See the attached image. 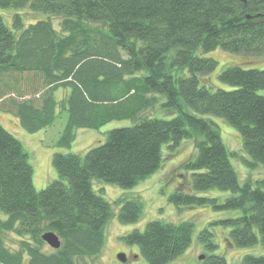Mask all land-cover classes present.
Segmentation results:
<instances>
[{"label": "trees", "instance_id": "trees-1", "mask_svg": "<svg viewBox=\"0 0 264 264\" xmlns=\"http://www.w3.org/2000/svg\"><path fill=\"white\" fill-rule=\"evenodd\" d=\"M27 7L46 18L25 26L15 15L10 29L0 15V110L31 134L65 115L59 149H69L79 129L133 125L109 131L84 155L54 153L57 176L36 191L28 153L0 124V264H94L113 206L122 224L138 222L144 206L134 196L110 204L93 182L136 187L160 169L164 147L171 154L184 141L194 148L182 168L194 194L172 191L168 201L239 211L219 221L230 228L226 244L258 246L263 254L264 68L227 67L218 79L230 89L213 90L204 80L218 62L203 55H264V0H0V9ZM158 110L162 116L149 115ZM204 116L237 130L243 162L258 177L240 185L230 161L236 154ZM211 190L231 195L198 196ZM47 232L58 237L59 249L42 240ZM192 233L191 221L155 220L121 239L137 246L146 264H169ZM212 236L208 228L200 232L206 254L196 264H227L214 254ZM241 264H264V255H245Z\"/></svg>", "mask_w": 264, "mask_h": 264}, {"label": "rangeland", "instance_id": "rangeland-1", "mask_svg": "<svg viewBox=\"0 0 264 264\" xmlns=\"http://www.w3.org/2000/svg\"><path fill=\"white\" fill-rule=\"evenodd\" d=\"M0 15L10 29H13L11 24L13 16L15 15H20L25 26L32 24L33 21L39 18L41 19V17L46 18L45 14L34 13L30 11L29 7L18 10L0 9ZM51 22L57 30V24H55L53 19ZM203 56L211 57L218 62L214 72L209 75L208 79H206L207 81L204 80V83L212 86L211 88L213 90L230 89L227 84L220 82L218 79L219 73L227 67L264 68V55L250 56L215 50ZM60 97L58 96V98ZM158 113L159 117L162 116L159 110L150 112L149 115L155 116ZM204 117L217 124L223 144L228 151L236 154L235 157L230 158V161L238 175L240 185H243L254 171H251L243 162V160L248 159L242 153V140L237 130L222 119L213 116ZM65 122L66 116L63 115L52 127L31 134L20 127L18 120L13 115L0 110V124L21 142L24 150L29 155V162L33 168V185L36 191L43 190L47 186V183L57 176L51 162L54 153L61 152L63 154L74 153L84 155L89 149L96 146L98 142H104L109 131L133 125L132 121L124 120L110 122L97 131L79 129L75 132V141L71 147L69 149H59L55 146V142ZM163 149L164 160L160 169L152 176L141 181L136 187L122 189L103 181L93 182L94 191L102 195L110 204H113L115 200L121 197L134 196L141 198L144 206L139 221L129 224H122L118 220V207L113 206L114 216L105 229V244L99 257L94 261V264H146L140 258L141 256L138 258V254L140 255L138 247L125 244L121 238L133 231H143L148 222L155 220L173 224L184 221H191L193 223V233L189 247L169 264H196L199 262L198 257L206 254L203 244L199 240V234L204 228H208L213 234L212 240L216 245L214 254L225 257L227 264H241V260L245 255H264V253L261 254V248L258 246L244 249L226 244L225 238L228 236L230 228L221 225L219 221L237 217L241 214L239 211H216L211 207L176 206L168 201V197L172 191L187 192L189 190L187 183L188 173L184 172L182 168L193 157L194 148L191 141H184L179 144V147L174 153L168 154L167 148L164 147ZM261 172L264 173V168L261 169ZM258 176L257 171L253 177ZM189 191L191 194H194L191 190ZM230 195L231 193L229 192L211 190L200 193L198 196L218 197L223 200ZM121 253L126 255L128 259L126 263L118 261L117 255Z\"/></svg>", "mask_w": 264, "mask_h": 264}, {"label": "water", "instance_id": "water-1", "mask_svg": "<svg viewBox=\"0 0 264 264\" xmlns=\"http://www.w3.org/2000/svg\"><path fill=\"white\" fill-rule=\"evenodd\" d=\"M42 240L52 249L57 250L60 247V241H59L58 237L52 232H47V233L43 234ZM117 259L121 263H125L127 258H126V255L124 253H122V254L117 255ZM203 259H204L203 255H200L198 257L199 261H202Z\"/></svg>", "mask_w": 264, "mask_h": 264}, {"label": "flooded vegetation", "instance_id": "flooded-vegetation-1", "mask_svg": "<svg viewBox=\"0 0 264 264\" xmlns=\"http://www.w3.org/2000/svg\"><path fill=\"white\" fill-rule=\"evenodd\" d=\"M121 254H122V253H121ZM127 261H128V259H126V262H127ZM126 262H125V263H126Z\"/></svg>", "mask_w": 264, "mask_h": 264}]
</instances>
